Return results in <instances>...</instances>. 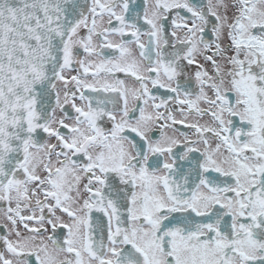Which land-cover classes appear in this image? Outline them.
<instances>
[{
	"label": "snow or ice",
	"instance_id": "obj_1",
	"mask_svg": "<svg viewBox=\"0 0 264 264\" xmlns=\"http://www.w3.org/2000/svg\"><path fill=\"white\" fill-rule=\"evenodd\" d=\"M0 264H264V0H0Z\"/></svg>",
	"mask_w": 264,
	"mask_h": 264
},
{
	"label": "flooded vegetation",
	"instance_id": "obj_2",
	"mask_svg": "<svg viewBox=\"0 0 264 264\" xmlns=\"http://www.w3.org/2000/svg\"><path fill=\"white\" fill-rule=\"evenodd\" d=\"M136 3L138 4V3H139V0H136ZM133 6H135V5H133ZM73 74H75V73H73ZM117 76H118L119 78H121V79L124 78V74H123V73H118ZM127 83H128L129 85H131V84H132V81H127ZM153 91H156V90H153ZM157 94H158V95H161V96L166 95V93H164L163 90H160ZM161 111H163V109H161ZM175 127H176L177 129H179L180 131H183V132H189V133H190V130H189V129L182 128L180 125H176ZM169 134L172 135L173 133H172L171 131H169ZM175 135L178 136V135H179V132L175 133ZM93 215H94V218L97 220L98 223L105 222V220H106V218H104V217L102 216V214H100V213H94ZM104 235L106 236V233H105Z\"/></svg>",
	"mask_w": 264,
	"mask_h": 264
}]
</instances>
